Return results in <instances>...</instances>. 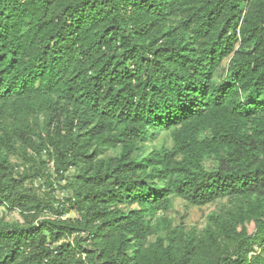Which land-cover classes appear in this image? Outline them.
I'll use <instances>...</instances> for the list:
<instances>
[{"label":"trees","instance_id":"obj_1","mask_svg":"<svg viewBox=\"0 0 264 264\" xmlns=\"http://www.w3.org/2000/svg\"><path fill=\"white\" fill-rule=\"evenodd\" d=\"M0 203V264H264V0H0Z\"/></svg>","mask_w":264,"mask_h":264},{"label":"rangeland","instance_id":"obj_2","mask_svg":"<svg viewBox=\"0 0 264 264\" xmlns=\"http://www.w3.org/2000/svg\"><path fill=\"white\" fill-rule=\"evenodd\" d=\"M167 145L170 147L172 145L171 138L166 135L162 134L159 139L155 142V146ZM115 152L110 151L108 152V156H112ZM12 161L18 165L20 171L28 170L31 165L22 163V160L18 157H12ZM49 169L53 172L52 164L49 165ZM67 179L59 181V183L55 184V191H50L48 187V183L46 179H34L32 181H28L25 184V187L32 191V193L39 195L40 197L52 199L50 202L56 208L58 206L57 200L59 202L68 203L66 199L72 195V189L67 188L66 185L68 182H71L74 178L73 170L66 175ZM50 194V197L48 195ZM229 206L228 200H222L215 202L213 204L207 206H192L185 202L182 199L174 198L173 199V207L172 209L165 214L168 217L174 219L176 225H184L187 231H195L199 232L205 228L208 223V216L216 211H221L224 207ZM159 215H163L160 213ZM78 214L75 211H71L63 219H76ZM56 219V215L53 213H44L40 216V221L43 219ZM0 220H3L7 223H24L23 216L21 215L20 210L17 208H10L6 204L0 203ZM254 228L252 226L249 227V232H253ZM154 240V237H152Z\"/></svg>","mask_w":264,"mask_h":264}]
</instances>
